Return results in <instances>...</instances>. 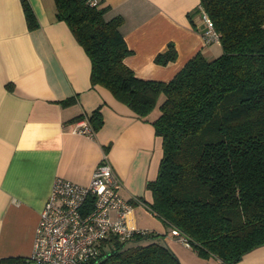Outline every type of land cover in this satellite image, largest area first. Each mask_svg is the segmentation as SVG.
<instances>
[{
  "label": "trees",
  "instance_id": "16d2710c",
  "mask_svg": "<svg viewBox=\"0 0 264 264\" xmlns=\"http://www.w3.org/2000/svg\"><path fill=\"white\" fill-rule=\"evenodd\" d=\"M54 2L56 18L89 57L92 86L105 87L139 117L164 96L152 123L162 157L156 178L146 182L153 200L144 203L167 232L177 231L199 257L220 264H237L264 245V0H199L221 52L211 59L196 52L169 80L140 78L125 64L131 50L121 16L107 18L101 3ZM21 3L27 26L35 28L30 4ZM176 55L169 43L154 62ZM88 117L94 131L103 123L99 107ZM107 241L88 264H181L153 230ZM0 264H28V258L5 256Z\"/></svg>",
  "mask_w": 264,
  "mask_h": 264
},
{
  "label": "crops",
  "instance_id": "0c3cea01",
  "mask_svg": "<svg viewBox=\"0 0 264 264\" xmlns=\"http://www.w3.org/2000/svg\"><path fill=\"white\" fill-rule=\"evenodd\" d=\"M27 1L37 21L32 29L21 0H0V258L30 256L56 177L88 184L107 152L121 196L151 203L146 182L156 178L162 157V139L152 123L164 96L139 117L105 87L92 86L89 57L66 22L56 18L54 0ZM98 1L107 7V18L122 17L120 29L131 50L124 62L140 78L169 80L196 52L208 59L221 52L218 40L205 42L199 0ZM169 43L176 58L155 63ZM97 107L103 123L94 135L73 132L76 118ZM128 220L162 234L181 264H220L176 241L145 204L136 203ZM237 264H264V245Z\"/></svg>",
  "mask_w": 264,
  "mask_h": 264
},
{
  "label": "built area",
  "instance_id": "2783aa9c",
  "mask_svg": "<svg viewBox=\"0 0 264 264\" xmlns=\"http://www.w3.org/2000/svg\"><path fill=\"white\" fill-rule=\"evenodd\" d=\"M85 1L91 6L99 4L98 0ZM201 18L207 28L205 42L217 41L218 34L202 8ZM72 131L89 137L95 132L87 114L75 120ZM121 187L107 152L94 167L88 184L56 177L39 213L28 264H88L109 247L111 237L127 241L133 234L145 235L148 229L128 220L137 199L123 198ZM171 233L184 242L177 231Z\"/></svg>",
  "mask_w": 264,
  "mask_h": 264
},
{
  "label": "rangeland",
  "instance_id": "374dc122",
  "mask_svg": "<svg viewBox=\"0 0 264 264\" xmlns=\"http://www.w3.org/2000/svg\"><path fill=\"white\" fill-rule=\"evenodd\" d=\"M214 44H216V46H217V42H215ZM133 197H136V199H137V201H136V203H140V204H145L144 203V201L141 199V197L140 196H133ZM131 200H133V198H131ZM131 200H129V201H131ZM134 203V202H133ZM136 203H134V204H136ZM134 207V206H133ZM149 230V229H148ZM171 235H172V233H170ZM173 236V235H172ZM174 238H175V236H174ZM176 239V238H175ZM176 241H178V242H180L179 240H177L176 239ZM182 244H185V245H187L186 243H184V242H181ZM188 246V245H187ZM189 247V246H188Z\"/></svg>",
  "mask_w": 264,
  "mask_h": 264
}]
</instances>
